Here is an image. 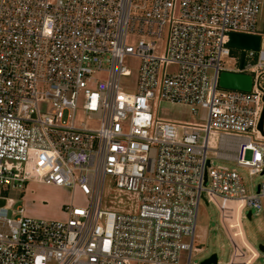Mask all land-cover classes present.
Returning <instances> with one entry per match:
<instances>
[{
  "label": "built area",
  "instance_id": "obj_1",
  "mask_svg": "<svg viewBox=\"0 0 264 264\" xmlns=\"http://www.w3.org/2000/svg\"><path fill=\"white\" fill-rule=\"evenodd\" d=\"M233 33L259 35V49L232 47ZM127 56L140 59L131 91ZM224 71L251 89L223 88ZM155 97L204 121L158 118ZM263 109L264 0H0V183L66 186L87 203L66 204L65 221L10 217L16 199L0 193V264H193L203 200L264 211V180L249 193L213 165L264 176ZM107 181L119 196L104 204Z\"/></svg>",
  "mask_w": 264,
  "mask_h": 264
},
{
  "label": "rangeland",
  "instance_id": "obj_2",
  "mask_svg": "<svg viewBox=\"0 0 264 264\" xmlns=\"http://www.w3.org/2000/svg\"><path fill=\"white\" fill-rule=\"evenodd\" d=\"M137 40L138 37L133 36L128 42L135 45ZM227 63L233 65L235 63L234 58H227ZM125 64L131 70L132 75L124 77L122 85L126 90L131 91L137 85L140 59L136 56H127ZM151 104L154 115L161 119H170L175 122L204 121L205 112L202 110H200L198 117L193 116L189 107H181L162 101L157 97L151 101ZM40 108L46 112L50 110V103L41 102ZM213 165L237 170L243 176L249 193L254 192L258 184L264 180V176L250 174L247 167L239 166L232 160L214 158ZM40 183L38 181L27 182L24 186L26 190L28 188V191L25 192L18 189L6 191V186L0 183V193L16 199V203L9 209V216L18 217L19 214L14 215L13 211L19 207H24L27 210V216L47 220H67L64 206L72 198V189H55L40 186ZM75 192V204L86 205V199L81 192L79 190ZM114 195L117 196L118 193L113 189V185L107 181L104 204H108L110 199H116ZM123 198L128 199L125 196ZM249 211L250 209L247 208L242 210L237 202L230 203L220 209L214 201L209 200L207 203L203 200L199 206L192 263L202 264L206 258L216 253L218 264H230L232 256L236 252L240 258L247 259L246 264H262L264 262V250H260V245H264V211L260 213L253 211L251 217L248 216ZM226 218L227 220H225ZM224 229L229 231V237H227ZM251 247L256 248L257 253H253ZM187 257L188 252H184L183 261L187 260Z\"/></svg>",
  "mask_w": 264,
  "mask_h": 264
},
{
  "label": "water",
  "instance_id": "obj_3",
  "mask_svg": "<svg viewBox=\"0 0 264 264\" xmlns=\"http://www.w3.org/2000/svg\"><path fill=\"white\" fill-rule=\"evenodd\" d=\"M261 43V37L259 35H250L243 33H233L231 35L230 45L237 48L245 49H255L258 50ZM243 63V62H242ZM220 85L227 89H237L243 91H249L252 87V77L246 73H237L231 71H224L220 76ZM264 124V109L259 122V129L263 132ZM210 162L208 161V164ZM207 179V176H206ZM5 199L0 200V205L5 204ZM248 216L251 217V212L249 211ZM260 249L264 250V245H260ZM202 264H218V255L216 253L212 254L210 257L206 258Z\"/></svg>",
  "mask_w": 264,
  "mask_h": 264
},
{
  "label": "crops",
  "instance_id": "obj_4",
  "mask_svg": "<svg viewBox=\"0 0 264 264\" xmlns=\"http://www.w3.org/2000/svg\"><path fill=\"white\" fill-rule=\"evenodd\" d=\"M176 105H179V106H181V107H187L188 108V106H186V105H182V104H176ZM40 183V182H39ZM40 186H46V187H50V188H55V189H64V190H69V189H71V188H68V187H66V186H58V185H54V184H44V183H40L39 184ZM25 191H28V188H27V190L25 189ZM24 191V192H25ZM75 190H73L72 189V198H71V200H70V202L68 203V204H70V203H72V202H74L75 203V199H74V196H75ZM23 209H24V212H25V214H26V209L23 207ZM251 250L253 251V253H257V251L258 250H256V248H254V247H251Z\"/></svg>",
  "mask_w": 264,
  "mask_h": 264
}]
</instances>
